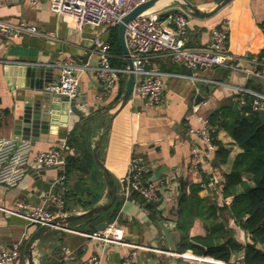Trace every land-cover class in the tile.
<instances>
[{
    "label": "crops",
    "instance_id": "obj_1",
    "mask_svg": "<svg viewBox=\"0 0 264 264\" xmlns=\"http://www.w3.org/2000/svg\"><path fill=\"white\" fill-rule=\"evenodd\" d=\"M189 1L201 11H210L220 0ZM178 7L191 13L185 34L188 45H209L213 29L223 25L229 29L230 48L239 56L238 64L246 68L263 67L257 59L264 56H259L264 48V0H230L210 15L195 12L181 0H159L153 6L165 11ZM0 17L12 23L35 24L45 32L0 37V136L30 139L35 151L67 140L70 148L68 157L73 156L82 166H68L65 210L85 209L102 199L106 192L103 172L92 153V136L96 123L109 117L120 106L124 92L121 93L122 77L118 85L108 88L95 76L93 69L80 71L77 105L84 115L92 112L99 115L90 127L87 126L86 116L83 118L70 109L66 111L63 101L64 106L55 110V118L47 131L39 129L34 132L31 129L28 137H24V132H17L18 121L26 104L35 107L36 101L42 99L41 105L45 106V91L50 83L58 81L61 72L59 66L51 63L69 58L80 65L87 62L95 65L98 56L93 50L92 38L101 35L108 39L110 31L91 24L79 28L75 19L54 11L49 0L36 3L30 0H0ZM164 18L171 23L168 15ZM48 32H54L55 36ZM115 54L113 52V56ZM152 59L163 70L184 75L194 73L199 79L193 80L184 75L166 76L163 101L155 106H149L140 95H132L115 115L109 132L104 136L101 150L105 153L107 166L118 180V198L114 206L118 212L112 217L107 211L98 221L117 220L127 243H105L88 236L85 232L96 230L94 225L97 220L76 221L69 228L55 229L46 234V238L41 239L35 248L37 259L49 252L58 264H84L90 254L98 253L102 255V264H167L169 251L159 220L165 215L170 220L177 219V206L185 190L190 193L192 183H201L202 196L215 200L219 205L230 201V198L225 199L222 185L225 173L232 168L233 158L242 148L226 129H219L217 138L229 150V159L222 162L216 150L208 153L207 143L198 128L221 104L234 102L235 105L238 102L235 85L264 90V82L250 79L238 69H193L174 61L166 52L156 54ZM24 64L34 65L36 70L28 73L22 69ZM203 86L208 87L207 92ZM198 93L204 95V100L199 103L196 102ZM53 102L60 104V101ZM107 127L104 126L103 131ZM194 148L198 149L199 161L194 155ZM134 152L145 157L147 175L159 186L162 198L156 207L158 211L151 210L140 194L126 197L121 188L120 178L127 173ZM60 173L61 169L57 166L32 168L17 186L0 183V250L18 245L21 249L20 255L5 264H22L25 242L38 225L30 224L26 217L4 208L16 207L21 199L33 205L41 203L46 193L57 190L54 183ZM244 177L250 176L244 173ZM49 206L57 210L56 203ZM225 217L241 241L251 240L250 233L237 224L228 212H225ZM208 231L206 222L200 216L194 218L189 228L191 236L205 235ZM172 233L177 241L179 232L175 225H172ZM185 252L193 253V250L188 248ZM236 258L237 255H234L233 260Z\"/></svg>",
    "mask_w": 264,
    "mask_h": 264
},
{
    "label": "built area",
    "instance_id": "obj_2",
    "mask_svg": "<svg viewBox=\"0 0 264 264\" xmlns=\"http://www.w3.org/2000/svg\"><path fill=\"white\" fill-rule=\"evenodd\" d=\"M36 3L40 0H30ZM148 0H49L52 9L60 14L75 19L77 26L82 28L86 24L103 26L107 30L118 26L122 18L139 4ZM166 9L148 8L127 23V43L134 60L136 73L135 86L132 95H140L147 100L149 106L161 104L165 91V77L168 75H184L161 69L153 61L159 53H169L178 63H184L193 69L205 67H223L244 71L250 79L264 82V56L257 59L263 67H242L238 64L239 56L232 51L229 44L230 32L226 26H217L212 31V41L205 46L188 45L185 34L188 30L191 13L182 7L174 8L168 15L171 23L162 15ZM24 33H45L38 25L26 22L12 23L0 17V37H19ZM55 36L54 32H48ZM93 50L98 56V62L91 65L89 62L78 64L72 59H65L51 63L61 69L57 82L50 83L48 89L70 97H77L80 93V71L93 69L95 76L101 79L108 88H113L120 81L122 72H129L128 66L114 65L111 61L113 52L111 43L101 35L92 38ZM193 80L199 79L196 74H186ZM238 104L246 102V96L253 98V109L264 108V90L248 85H235ZM212 124L208 118L198 132L208 146V153L215 151L217 145L211 134ZM70 148L67 140H61L57 145L48 149L35 151L30 139L15 136H0V183L8 186H17L26 177L32 168L57 166L61 173L56 179L57 190L49 191L41 203L33 205L21 199L16 207L4 208L12 213L20 214L29 220L30 224L40 225L50 222L55 216L66 214L65 210V183L68 172V153ZM194 155L199 161L198 149L194 148ZM121 188L126 197L135 192L146 201L159 202L162 198L157 182L147 175L145 157L134 152L129 162L128 171L120 178ZM50 203L57 204L53 210ZM88 236L100 239L105 243H127L123 238L122 227L117 220L109 222L103 230L85 232ZM18 246L12 249L0 250V264L20 255ZM187 252H181L186 256ZM217 263L225 262L215 259ZM84 264H102V255L92 253Z\"/></svg>",
    "mask_w": 264,
    "mask_h": 264
},
{
    "label": "trees",
    "instance_id": "obj_3",
    "mask_svg": "<svg viewBox=\"0 0 264 264\" xmlns=\"http://www.w3.org/2000/svg\"><path fill=\"white\" fill-rule=\"evenodd\" d=\"M109 31L111 50L116 53L111 57V61L114 65L126 67L127 61L123 55L118 26ZM263 54L264 48L259 52V56ZM127 77L128 72L120 74L121 93L125 89ZM252 100L253 98L247 95L246 102L237 109L234 108V102L223 103L208 116L212 124L211 134L217 145L218 159L222 162L229 159V150L217 138L218 130L221 128L233 136L242 150L233 158L231 170L225 173L222 193L225 199L230 198L229 202L219 205L215 200L202 196L201 183H192L190 193L185 190L177 206L178 216L175 224L179 232L177 245L182 252L191 248L196 254L210 255L224 261L225 264H264V120L261 112L253 109ZM74 164L82 166L80 161H75L70 155L68 166ZM244 173H248L250 177H244ZM146 202L151 210H157L159 202ZM117 210L116 208L112 217L116 216ZM225 212L250 233V241H241L234 234ZM196 216L202 217L206 222L209 228L207 234L190 235L189 228ZM259 242L262 247L257 246ZM234 255H237L236 260H233ZM179 264L194 263L180 257Z\"/></svg>",
    "mask_w": 264,
    "mask_h": 264
},
{
    "label": "water",
    "instance_id": "obj_4",
    "mask_svg": "<svg viewBox=\"0 0 264 264\" xmlns=\"http://www.w3.org/2000/svg\"><path fill=\"white\" fill-rule=\"evenodd\" d=\"M158 1L159 0H148L146 2L139 4L129 13H127L118 24L119 39L129 68L128 79L124 92L120 98V106L109 117H105L96 123L95 125L96 129L94 131V135L92 136V148H91L95 160L97 161L99 167L103 172V177L106 182V192L104 193L102 199L91 204L85 209L57 215L50 222L38 225L25 242L23 249L22 264H58L57 259L51 258L49 256V252L46 253L44 256H41L39 259L36 258V255L34 253L38 242L41 239L46 238V234L53 232L55 229L62 230L64 228H69L72 222L87 221V220L89 221L97 220V222L94 225L96 230H103L108 226L109 221L107 219L100 221H98V219L103 213L107 211H110L111 214L115 212L114 206L115 203L117 202L119 188H118V180L115 174L106 164L105 153L102 152L101 146L103 144L104 136L106 132L108 133L110 130L109 125L112 123L115 115L128 103L129 99L132 96V92L135 86L136 73L134 71V60L130 48L128 46L127 37H126L127 23L138 13L153 7L154 4L157 3ZM228 1L230 0H220L214 9L210 11H201L197 7V5L190 2L189 0H181L183 4L190 6L195 12L202 15H210L216 12L221 7H223ZM170 12L172 11H165L162 13V15L163 16L169 15ZM24 65L25 66L22 69L26 70L28 73L29 72L32 73L34 70H36V66L34 65H26V64ZM203 87L207 92L208 87L206 86ZM54 100L60 101V104L54 103L53 102ZM202 100H204V95L202 93H198L196 97V102L199 103ZM41 101L42 99H38L35 103L36 104L35 107H32L31 104L25 105L22 117L18 121L19 129L17 130V132L19 133L24 132V137H28V134L31 129H33L34 132H37L39 129H42V131H47L48 130L47 128L51 126L52 120L55 118L54 115L55 110L62 109V106L64 105L66 111H69L70 109L73 113H77L81 115V117L83 118L86 116V119L88 121L87 123L88 127L92 126L94 122L98 120L99 117V115L94 114V112H92L90 115L89 113L84 115L77 105V97L73 98L66 94L52 91L50 89H47L45 91V103H46L45 106L41 105ZM62 101L64 102L63 103L64 105H62L61 103ZM234 108L235 109L238 108V102H235ZM261 115L264 120V108L261 109ZM106 125H108V127L105 131H103V128ZM176 222H177L176 220L168 219L166 215L164 218L159 220V225L167 241V246H168L167 250L169 251L170 260L167 264H179L180 257L190 258L188 256H184L181 254L182 251L179 250L177 241L172 233V225H175ZM257 246L262 247V244L259 242L257 243ZM236 254H238V252H236Z\"/></svg>",
    "mask_w": 264,
    "mask_h": 264
},
{
    "label": "bare ground",
    "instance_id": "obj_5",
    "mask_svg": "<svg viewBox=\"0 0 264 264\" xmlns=\"http://www.w3.org/2000/svg\"><path fill=\"white\" fill-rule=\"evenodd\" d=\"M193 253H186V256L193 258V259L203 260V261H207V262H216L215 258H213L211 256L197 255L196 253L195 254H193Z\"/></svg>",
    "mask_w": 264,
    "mask_h": 264
},
{
    "label": "rangeland",
    "instance_id": "obj_6",
    "mask_svg": "<svg viewBox=\"0 0 264 264\" xmlns=\"http://www.w3.org/2000/svg\"><path fill=\"white\" fill-rule=\"evenodd\" d=\"M190 261L194 262V263H203V264H219L217 262H207V261H203V260H198V259H193V258H190L189 259Z\"/></svg>",
    "mask_w": 264,
    "mask_h": 264
}]
</instances>
